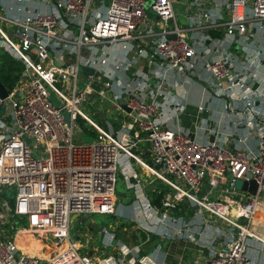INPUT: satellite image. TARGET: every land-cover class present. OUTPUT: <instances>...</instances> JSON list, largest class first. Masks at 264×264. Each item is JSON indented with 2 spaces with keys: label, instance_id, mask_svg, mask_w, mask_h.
<instances>
[{
  "label": "built area",
  "instance_id": "obj_1",
  "mask_svg": "<svg viewBox=\"0 0 264 264\" xmlns=\"http://www.w3.org/2000/svg\"><path fill=\"white\" fill-rule=\"evenodd\" d=\"M97 1L92 7L94 0H0V18L13 27L7 33L0 25V45L25 65L0 97V264H159L114 233L99 247L69 236L71 214L112 213L120 175L130 188L145 184L136 165L170 188L161 207L150 208L160 225L176 222L173 210L183 204L199 212L203 225L218 222L216 245L198 264H252L250 240L264 247L251 227L264 195V109L255 106L264 99V58L257 63L248 49L264 40V0H186L182 24L174 0ZM139 59L146 73L135 67ZM200 68L208 93L247 129L254 148L243 147L241 137L229 146L233 133L225 129H208L218 139L202 142L196 127L191 139L177 123L166 126L168 109L181 110L169 89L178 78L198 77ZM90 99L99 114L119 121L116 130L111 124L104 130L80 108ZM78 116L94 139L76 137ZM249 180L256 195L235 188ZM31 232L39 247L25 245V233L36 236ZM48 239L56 244L49 255L42 253Z\"/></svg>",
  "mask_w": 264,
  "mask_h": 264
},
{
  "label": "crops",
  "instance_id": "obj_2",
  "mask_svg": "<svg viewBox=\"0 0 264 264\" xmlns=\"http://www.w3.org/2000/svg\"><path fill=\"white\" fill-rule=\"evenodd\" d=\"M240 49V47L234 46L232 49L233 54L241 57L243 53H241ZM206 50H209L207 46L203 51L205 52ZM248 53L256 59L257 63H260L264 58V40L257 39V44L249 46ZM136 64L135 67L138 70L143 73L147 72V66L144 61L139 59ZM198 73V77L178 78V84L169 89V99L174 103V106L181 108V110L176 112L173 108L168 109V115L165 118V120L167 119L166 126L175 129L177 123L181 128L188 131L192 123L196 124L197 121H200L202 122L200 124L202 125L201 128L195 125L197 130L196 140L206 142V138L209 139L212 136L211 132H207L208 129H225V132L230 131V133H233V142L229 146L236 142V138L241 137L246 138L243 147L254 148L255 141L252 137H249L247 129L237 125L234 115L229 113L220 101L208 93L205 88L208 74L201 71V68ZM262 74V78H264V73ZM259 92L264 94V84L261 85ZM257 100L255 102L257 109H264V99ZM200 107L204 111L198 112ZM237 107L239 111L243 109L241 104H238ZM102 114L100 113L101 117L107 119ZM212 122L213 124H211ZM213 136V141L218 139L217 136ZM146 182L145 180V184L142 186L130 188V182L126 179L124 181L120 180L121 189L118 188L116 193L119 198L117 200L115 197V204L111 214H102V212L89 213L86 216H81L80 214L77 215L80 217L79 220L85 219L90 224H95L101 245L106 242L109 236L108 233H114L119 243L126 248L134 249L136 247L139 254V250L145 251V254L153 257L159 264H198L206 260L210 255V248L216 245L211 242L214 233L212 224H217L218 222L213 218L214 221H211L210 226L203 225L199 212L194 207L183 204L174 210L176 222L173 224L166 223V227L160 225L158 217L150 210L152 204ZM259 202L260 205L257 207L251 227L259 236L264 238V195H260ZM181 208L184 211L181 212ZM190 211L192 213L187 216ZM98 213L103 215V219L95 222L92 215ZM187 226L188 229H186ZM92 227L94 228V226ZM174 228H183L185 236L175 235ZM257 229H260V231L257 232ZM103 231L107 233L105 234ZM146 233L149 237L148 241H146ZM85 242L88 243L89 247L90 244L93 247H99V245H95L90 240H85ZM39 244L37 243V245ZM261 254L264 255V252H257L255 249H251L252 264H262L264 257H261Z\"/></svg>",
  "mask_w": 264,
  "mask_h": 264
},
{
  "label": "rangeland",
  "instance_id": "obj_3",
  "mask_svg": "<svg viewBox=\"0 0 264 264\" xmlns=\"http://www.w3.org/2000/svg\"><path fill=\"white\" fill-rule=\"evenodd\" d=\"M94 4H92V7L94 5H96V7L98 6V1L94 0ZM175 4H174V13L175 16H177V20L179 22V24L183 23V8L185 3L187 2L186 0H174ZM1 3L3 4V1H1ZM16 1H12L9 4L15 6ZM0 13H4L3 9L0 8ZM0 25L1 27L7 32L9 33L11 30H13V27H11V25L0 18ZM13 40H17V38L15 36L12 37ZM3 38L0 36V43L4 44V42L2 41ZM1 46V45H0ZM3 47V46H2ZM57 86L62 88V85L59 82H56ZM49 99L56 105V104H60V100L55 99L53 93L49 94ZM97 100H89V101H84L82 102V104H80V108L88 114V116L93 119L95 122L97 121L99 123V126L102 127L104 130L109 131V125L111 124L112 129L116 130L118 128V122L114 120V118L112 116L108 117L107 120L105 118H102L101 115L99 114V112H97ZM62 113L64 115V117L67 119L68 118V114L66 112V110H62ZM193 114V113H192ZM191 114V115H192ZM198 123V121H197ZM213 124V122L211 123ZM78 125L81 128V132H77L76 137L78 136L79 138H83L85 140H92L94 139V136L92 137L90 133H88L86 131V129L90 132L89 128H88V124L86 122H79L78 121ZM37 150V149H36ZM38 153H40L41 155L43 154L41 151H38ZM136 165V164H135ZM135 167V173H137L142 179L146 180L147 184L149 185V187L147 188L149 190H151L153 188V185L156 184V180L153 179L152 175L149 174L146 170L142 169L141 167H139L138 165L134 166ZM126 179L124 176L120 177V179H117V183H116V193H117V189H121V184H120V180ZM240 181H238L235 184V188L238 189L239 185H240ZM239 190V189H238ZM118 195H116V199L118 200ZM81 213L77 214V213H73L71 214V221H70V228H69V236L72 239L77 240V243L80 245H83L85 243V240H90V242H93L95 245H101V242L98 240V234H97V228H95V224H90V222L84 220H79V216ZM95 222H98L99 219H103V215L98 214H93L92 215ZM46 224L47 221H46ZM91 225V227H90ZM49 226V225H48ZM94 226V228L92 227ZM260 229H257V232H259ZM263 232V231H262ZM33 234H35L36 236H33V240L32 237L29 233H25L26 236L29 238V242L25 243V239L23 238L25 235L24 234H18V240L20 243H25V245L28 244H35L36 247L40 246V242H39V236H37L36 232H31ZM263 234V233H262ZM28 240V239H27ZM49 240V241H48ZM46 240V244L45 247H43V249L47 252V255L54 253L56 251V244L53 240L48 239ZM252 240V239H251ZM250 240V248L251 249H255L257 252H259L260 250L264 249V247L262 246L263 243H261V241H258L257 239L255 240ZM37 243L39 245H37ZM126 244V242H124ZM86 247V246H84ZM84 247L80 248V251H83ZM140 255H147L145 254V251L139 250ZM102 256H103V252H102ZM261 257H264L263 254H261ZM256 264V263H255ZM262 264H264V261L262 262Z\"/></svg>",
  "mask_w": 264,
  "mask_h": 264
},
{
  "label": "trees",
  "instance_id": "obj_4",
  "mask_svg": "<svg viewBox=\"0 0 264 264\" xmlns=\"http://www.w3.org/2000/svg\"><path fill=\"white\" fill-rule=\"evenodd\" d=\"M211 35L213 37H220L219 34L214 32L211 33ZM24 66H25L24 62H22V60L19 57L15 56L7 48L0 46V82L3 83L6 89L10 90L17 83V79L20 77L21 72L24 69ZM77 119L79 122L80 121L83 123L86 122L88 124V128L90 132L87 129L86 131L94 135V129L85 119L79 116ZM120 177L121 175L118 177V179H120ZM155 180H156V184H154L153 188L148 191L149 192L148 194L152 206H154L155 208H160L164 197L170 193V188L167 187L165 184H163L161 181L157 179ZM148 187L149 185L147 186V188ZM12 201L13 199L11 198V202ZM182 211H184L183 208H181V212ZM191 213L192 211H190L187 214V216H190ZM143 236H145V234H143Z\"/></svg>",
  "mask_w": 264,
  "mask_h": 264
},
{
  "label": "water",
  "instance_id": "obj_5",
  "mask_svg": "<svg viewBox=\"0 0 264 264\" xmlns=\"http://www.w3.org/2000/svg\"><path fill=\"white\" fill-rule=\"evenodd\" d=\"M152 17L156 20L157 17H155V15H152ZM168 38H175L174 36H168ZM85 70L87 72H91L92 70L90 68H85ZM257 87V85H254V87L252 89H255ZM7 94V89L5 88V86L3 85L2 82H0V97H4L6 96ZM126 111L128 112V110L126 109ZM188 133L191 137V139H194L195 138V123H192L190 125V128L188 130ZM130 134H132V132H130ZM214 140V137L211 136L209 138V142H213ZM238 189L242 192H246V193H249L251 195H256L257 194V186H256V183L253 181V180H249L248 182L246 181H243L240 183ZM117 206V204H116ZM86 215H89V213H82L81 216H86ZM90 247H91V244H90ZM91 250H89V253H90Z\"/></svg>",
  "mask_w": 264,
  "mask_h": 264
},
{
  "label": "bare ground",
  "instance_id": "obj_6",
  "mask_svg": "<svg viewBox=\"0 0 264 264\" xmlns=\"http://www.w3.org/2000/svg\"><path fill=\"white\" fill-rule=\"evenodd\" d=\"M42 253H43V254H47V252H46L44 249L42 250Z\"/></svg>",
  "mask_w": 264,
  "mask_h": 264
}]
</instances>
